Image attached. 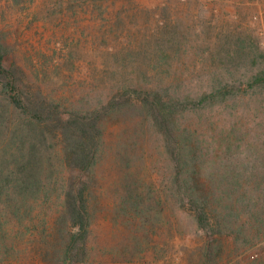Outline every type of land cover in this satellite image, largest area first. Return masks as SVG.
<instances>
[{"label": "trees", "instance_id": "1", "mask_svg": "<svg viewBox=\"0 0 264 264\" xmlns=\"http://www.w3.org/2000/svg\"><path fill=\"white\" fill-rule=\"evenodd\" d=\"M12 1L19 5L23 0ZM59 3L55 2V7ZM68 4L73 12L77 7L107 8L104 0H69ZM121 18H114L117 25L107 32L116 38L127 37V41L106 48L101 71L86 76L78 90L71 89L84 65L75 59L81 53L78 42L72 40L61 47V56L57 48H40L41 62L35 66L37 82L33 85L21 66L7 62L5 39L0 35L2 257L26 250L44 262H87L96 170L106 154L110 126L125 109L140 112L164 135L174 173L162 181L160 198H174L188 206L199 228L211 237L229 235L240 241L248 229V241H254L253 245L263 239L264 171L246 169L242 184L233 170L226 172L224 186L205 174L203 179L200 145L195 140L188 144L175 141L173 131L177 116L228 98L230 86L248 94L264 87V50L254 33L241 26L224 27L217 34L208 28L205 35L213 44L210 64L219 72L214 70L206 81L205 92L185 96L177 89L182 76L171 72L174 59L190 44L188 34L181 33L178 24L166 21L142 35L123 29ZM201 32L195 36L203 38ZM203 43H198L199 50ZM196 63L204 68V61ZM232 69L251 74L238 76ZM42 74L46 82L39 84ZM191 81L204 86V77ZM51 85H58L57 89ZM70 93L73 96L69 97ZM134 176L126 175L128 188L120 200L121 214L129 225L144 205V193L132 187L141 183ZM161 200H157L159 207Z\"/></svg>", "mask_w": 264, "mask_h": 264}, {"label": "rangeland", "instance_id": "2", "mask_svg": "<svg viewBox=\"0 0 264 264\" xmlns=\"http://www.w3.org/2000/svg\"><path fill=\"white\" fill-rule=\"evenodd\" d=\"M57 1L59 7H55ZM104 1L107 8L77 7L73 12L69 0H23L19 5L0 0V35L5 39L7 62L21 66L26 80L35 85L40 48H57L61 56L59 49L74 40L80 44L81 52L75 59L84 63L71 88L78 90L86 76L101 71L107 59L105 49L127 41V37L116 38L107 32L117 25L114 18L121 16L123 29L142 35L159 23L170 21L178 24L179 31L190 39L188 47L174 59L171 72L172 76H182L177 89L186 96L205 92L206 81L214 70L219 72L210 64L213 44L205 35L208 28L215 29L216 34L224 27L249 28L264 50V0ZM201 30L203 38L196 37L195 33ZM203 40L199 50L198 43ZM198 61H204V68L195 64ZM232 72L242 76L248 70ZM199 76L204 77V86L191 81ZM40 78L39 84L46 82L43 74ZM228 92V98L213 106L177 116L173 130L175 141L188 144L195 140L200 145L203 179L205 174L223 186L227 185L226 172L231 170L239 174L240 184L246 169L264 171V87L248 94L230 86ZM142 116L134 109H125L110 126L106 154L96 170L89 256L85 263L72 264H264V235L255 245L248 241V229L244 231L245 241L229 235L211 237L199 228L188 206L174 198H160L162 181L173 176L174 167L163 133ZM132 174L141 181L132 187L144 193V205L140 216L129 225L121 214L120 200L128 188L126 175ZM159 199L163 202L161 207L157 204ZM18 252L0 255V264H59L41 261L32 251Z\"/></svg>", "mask_w": 264, "mask_h": 264}, {"label": "built area", "instance_id": "3", "mask_svg": "<svg viewBox=\"0 0 264 264\" xmlns=\"http://www.w3.org/2000/svg\"><path fill=\"white\" fill-rule=\"evenodd\" d=\"M150 264H153V263H150Z\"/></svg>", "mask_w": 264, "mask_h": 264}]
</instances>
